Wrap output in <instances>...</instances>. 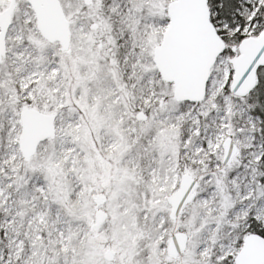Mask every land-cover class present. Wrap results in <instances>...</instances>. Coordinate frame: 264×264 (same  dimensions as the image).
I'll return each instance as SVG.
<instances>
[{"label": "snow or ice", "instance_id": "snow-or-ice-1", "mask_svg": "<svg viewBox=\"0 0 264 264\" xmlns=\"http://www.w3.org/2000/svg\"><path fill=\"white\" fill-rule=\"evenodd\" d=\"M0 264H264V0H0Z\"/></svg>", "mask_w": 264, "mask_h": 264}]
</instances>
